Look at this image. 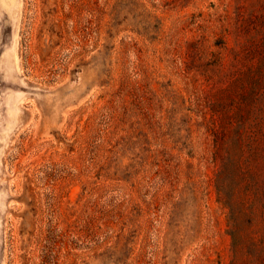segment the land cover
<instances>
[{
    "label": "rangeland",
    "instance_id": "374dc122",
    "mask_svg": "<svg viewBox=\"0 0 264 264\" xmlns=\"http://www.w3.org/2000/svg\"><path fill=\"white\" fill-rule=\"evenodd\" d=\"M0 264H264V0H0Z\"/></svg>",
    "mask_w": 264,
    "mask_h": 264
},
{
    "label": "bare ground",
    "instance_id": "6f19581e",
    "mask_svg": "<svg viewBox=\"0 0 264 264\" xmlns=\"http://www.w3.org/2000/svg\"><path fill=\"white\" fill-rule=\"evenodd\" d=\"M18 60H19V59H18ZM15 62H17V60H15ZM18 62H19V61H18ZM16 64H17V63H16ZM16 64H15V65H16ZM16 67H17V65H16ZM11 180H12V179H11ZM7 216H8V215H7Z\"/></svg>",
    "mask_w": 264,
    "mask_h": 264
}]
</instances>
